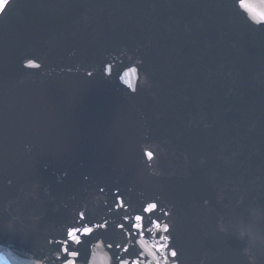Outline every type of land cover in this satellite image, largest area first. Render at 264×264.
<instances>
[{"label": "water", "instance_id": "1", "mask_svg": "<svg viewBox=\"0 0 264 264\" xmlns=\"http://www.w3.org/2000/svg\"><path fill=\"white\" fill-rule=\"evenodd\" d=\"M249 3L264 10V0ZM234 4L9 0L0 13L7 264H62L46 238H59L81 210L109 219V236L118 232L112 220L121 217L107 211L116 187L129 212L156 198L173 209L164 219L179 264H264L256 207L264 203V25ZM28 59L40 67H24ZM105 63L110 76L100 71ZM129 67L138 69L128 78L135 92L119 79ZM145 151L154 153L151 169ZM245 206L250 222L238 215ZM86 258L116 264L100 241L86 246Z\"/></svg>", "mask_w": 264, "mask_h": 264}, {"label": "snow or ice", "instance_id": "2", "mask_svg": "<svg viewBox=\"0 0 264 264\" xmlns=\"http://www.w3.org/2000/svg\"><path fill=\"white\" fill-rule=\"evenodd\" d=\"M8 4L9 0H0V13L5 11ZM234 6L241 14L248 13L247 19L252 20L253 23L264 25V10L258 11L257 6L249 3V0H238V4H234ZM260 8L264 9V3L260 5ZM24 67L37 68L40 65L34 60L28 59ZM112 69L111 63H105L100 71L103 75L110 76ZM79 70V68L75 69L77 72ZM68 71L72 72L73 69L69 68ZM95 71V68L85 69L86 77L92 78ZM137 72L136 67H129L123 72V75L119 76V79L133 92L136 91V88L128 78L129 76H136ZM143 154L146 157L145 167L151 169L154 153L145 151ZM63 175L66 177L67 172ZM83 179L87 181L89 177L84 176ZM8 183L11 185L12 182L8 181ZM98 191L104 192V186H99ZM112 194L115 199L112 207L108 208L107 211L109 213L115 211L121 217L119 222L112 220L113 228L119 231H114L109 236V219L93 221L86 216L85 211H78L72 221L63 227L59 238L56 236L46 238L48 244L59 246L55 249L56 259L61 260L62 264H77L78 259L82 256V249H84L85 260L83 264H88L86 246L93 244L94 241H100L111 250V257L116 264H170V258L171 264H179L177 260L179 249L172 242L171 220L164 219L173 215V209L162 207L159 199L156 198L143 202L140 208H133L129 212L130 205L120 188H114ZM204 204L207 205L208 201H204ZM256 207L264 215V203H256ZM247 208L248 206H245L238 212L243 222H250V218L246 215ZM220 231L226 232L223 227L220 228ZM231 235L241 245L246 243L242 233L240 235L231 233ZM146 238L151 239L153 243L148 244ZM95 246L98 247L99 243H96ZM2 259L3 257H0V260ZM36 264H40V262L37 261Z\"/></svg>", "mask_w": 264, "mask_h": 264}, {"label": "rangeland", "instance_id": "3", "mask_svg": "<svg viewBox=\"0 0 264 264\" xmlns=\"http://www.w3.org/2000/svg\"><path fill=\"white\" fill-rule=\"evenodd\" d=\"M0 264H7V263L0 261Z\"/></svg>", "mask_w": 264, "mask_h": 264}, {"label": "bare ground", "instance_id": "4", "mask_svg": "<svg viewBox=\"0 0 264 264\" xmlns=\"http://www.w3.org/2000/svg\"><path fill=\"white\" fill-rule=\"evenodd\" d=\"M0 261H2V262H6L4 258H3L2 260H0Z\"/></svg>", "mask_w": 264, "mask_h": 264}]
</instances>
